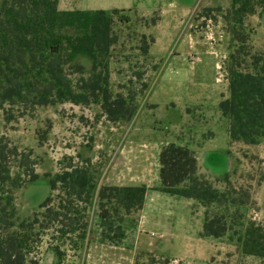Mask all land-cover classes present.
<instances>
[{
	"label": "rangeland",
	"instance_id": "obj_1",
	"mask_svg": "<svg viewBox=\"0 0 264 264\" xmlns=\"http://www.w3.org/2000/svg\"><path fill=\"white\" fill-rule=\"evenodd\" d=\"M186 1L193 5L174 9L166 0H127L119 7L125 11L117 17L130 21L115 23L119 42L110 60V88L114 97L134 96L138 113L130 121H109L100 105L43 106L9 123L0 111V137L19 153L29 154L39 175L15 191L21 219L39 211L50 195V179L67 165L68 156L76 164L89 160L99 186L151 187L144 224H138L144 233L137 234V224L129 226L130 238L121 244L126 250L90 251L85 262L78 257L75 264H125L128 258L132 264H264V258L243 254L239 242L249 221L264 229V137L257 145L231 142L229 121L220 110L229 95L228 57L237 46L223 19L232 0ZM243 30L250 36L252 52L264 59V13L247 17ZM74 64L87 73L92 61L79 57ZM170 143L193 150L198 173L220 191L242 192L245 204L226 211L161 192L159 158ZM19 159L12 160L11 173L20 172L27 180ZM207 214L225 215L228 230L222 237L203 235ZM133 217L143 220L140 212ZM89 227L90 239L96 236L100 241L95 209L89 214ZM151 241L156 247L149 245ZM73 242L53 230L41 232L35 256L41 264H50L51 249L58 248L63 256Z\"/></svg>",
	"mask_w": 264,
	"mask_h": 264
},
{
	"label": "trees",
	"instance_id": "obj_2",
	"mask_svg": "<svg viewBox=\"0 0 264 264\" xmlns=\"http://www.w3.org/2000/svg\"><path fill=\"white\" fill-rule=\"evenodd\" d=\"M58 6L59 0H3L0 5V111L6 123L38 107L64 103L100 105L109 121H130L138 113L134 96L114 97L110 88V60L119 42L115 23L130 21L124 15L117 17L125 10L61 11ZM263 13L264 0H232L223 14L232 42L237 43L226 65L229 95L220 103L233 143L257 145L264 137V59L252 52L250 36L243 30L247 17ZM148 50V45L143 47L145 54ZM79 57L92 61L87 73L74 64ZM74 74L79 77L74 79ZM18 158L27 180L21 179L20 172L11 173L12 160ZM66 161L50 179V195L39 211L21 219L15 191L39 175L29 154L19 153L6 137H0V264H41L35 256L41 232L53 230L62 239L84 242L91 232L93 209L103 244L120 246L127 231L138 224L133 216L143 209L147 186H99L89 160L76 164L68 156ZM159 161L161 192L193 199L205 208L228 211L245 204L242 192L220 191L198 173L197 157L190 148L167 144ZM227 230L225 215H206L204 236L219 238ZM239 242L243 254L264 258V229L254 221L248 222ZM55 251L62 255L58 248Z\"/></svg>",
	"mask_w": 264,
	"mask_h": 264
},
{
	"label": "crops",
	"instance_id": "obj_3",
	"mask_svg": "<svg viewBox=\"0 0 264 264\" xmlns=\"http://www.w3.org/2000/svg\"><path fill=\"white\" fill-rule=\"evenodd\" d=\"M125 1L127 0H59V10L61 11H73V10H84L83 7H87V10H94L96 8H102V9H106L105 11H111V10H107L109 8H113L114 9H121L119 7H121ZM168 1V5L171 8L175 7H191L193 4H189L186 0H166ZM113 10V9H112ZM124 10V8L122 9ZM131 10V9H130ZM180 55H177L176 58H179ZM179 60V59H178ZM182 70H184V67H180ZM198 161V159H197ZM148 188H151L149 186H147ZM150 190L147 191L146 194V199H145V203L143 206V209L141 210V217H142V221L138 222L139 225L144 224V216H143V212L146 208V204H147V199L150 196ZM183 198V197H182ZM187 199V198H185ZM188 200H193V199H188ZM137 224L138 227L137 228V234H143L144 232H142V227H139V225ZM129 231H127V238L126 240H129ZM74 239V246L71 245L70 249L67 250L68 253H65V255L63 254V256L58 255L57 252H55V249H51L49 252V256H50V264H75L76 259L78 257H80L82 259V262L86 261L87 257H88V252L92 251L94 252L95 250L99 251L101 249L106 250L108 248L109 252L111 254H116L117 250H126V245H120V246H113V245H106L101 243L100 241L97 240L96 236H93L90 239V232L88 234L87 239L84 242L78 241L77 239ZM155 242H149V245L151 247H156ZM138 245L137 243L134 245V249H137ZM151 251V250H150ZM92 255V253H91ZM59 259V261H58ZM127 260V259H126ZM125 264H132L131 258H128V260L125 262Z\"/></svg>",
	"mask_w": 264,
	"mask_h": 264
}]
</instances>
